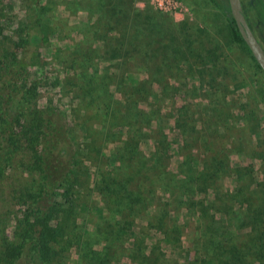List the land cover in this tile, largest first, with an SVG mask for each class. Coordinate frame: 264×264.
Returning <instances> with one entry per match:
<instances>
[{"label":"rangeland","instance_id":"1","mask_svg":"<svg viewBox=\"0 0 264 264\" xmlns=\"http://www.w3.org/2000/svg\"><path fill=\"white\" fill-rule=\"evenodd\" d=\"M108 1L0 0V236L16 238L31 196L48 212L58 181L76 175L84 202L62 206L77 239L62 264H202L218 252L263 264L264 236L245 222L264 232V76L210 0H180L175 17ZM76 47L89 62L72 64ZM44 167L52 193L38 189Z\"/></svg>","mask_w":264,"mask_h":264},{"label":"trees","instance_id":"2","mask_svg":"<svg viewBox=\"0 0 264 264\" xmlns=\"http://www.w3.org/2000/svg\"><path fill=\"white\" fill-rule=\"evenodd\" d=\"M38 1H41V0H38ZM210 1L213 4L221 7L222 11L224 12L226 16L227 26L229 28V33H230L232 40L237 42L245 50H247L249 56L252 59V56L247 46L245 45L244 41L240 37L236 29L235 23L228 12V6H227L226 0H210ZM97 2L98 3L100 2L109 3L108 0H97ZM59 3L61 4V2ZM116 4H118V2ZM96 15L98 16V13ZM97 16H96V19H98ZM86 21L88 22V20ZM51 31L53 33V30ZM24 33L25 35L27 34L26 31H24ZM33 36H31L30 38L32 42L39 40V39L47 40L45 36H41L40 38L36 36L33 37ZM61 38H65V37L62 36ZM84 38L85 36L82 35L79 40L83 41ZM24 42H25L24 39L19 38V42L17 43V46L21 47L20 43H24ZM109 43L108 45L111 46V44ZM77 47L74 50L75 53L71 56L72 64H74L75 62L81 59L89 62L91 58V54L87 50H83L82 48L79 49ZM142 47L143 45H141V48ZM70 49H74V44H72L70 48H68V50ZM133 49L137 50L139 49V47H134ZM117 58H118V54L116 52H114V56H111V57L108 56V58L105 60H103L104 58L99 57V62H97V66H96L97 69L94 68L93 72L96 73L98 70H100L102 63H105V61L106 62L109 61V64H113L112 61ZM252 61L254 62V59H252ZM254 64H255V67L259 69V66L257 65V63L254 62ZM108 68H110L111 72H114V70H116V68L113 66H108ZM4 69H8V65L5 66ZM114 92L118 93L119 91L115 89ZM20 97L22 98L20 99L19 97H15V96L10 97L11 104L16 108L20 107V104L23 99L22 94L20 95ZM32 122L33 124L29 125V127L40 130V123H37L35 125L34 122L36 121H32ZM256 122L258 121L256 120ZM29 127H28V131H29ZM125 130H126V125H125ZM119 133H121V131H119ZM100 154L102 155V152ZM79 158L80 157L77 156L76 154L75 156L71 157L72 164H70V167L73 170H81L77 168L80 162H82L84 165L86 164L83 158L80 160ZM0 161L2 162L3 160H0ZM38 161H41V158H39ZM92 166H94V163L89 161V167H92ZM3 170H4V165L2 166V164H0V174L3 173L2 172ZM87 172L89 173L88 176L86 177L88 179L90 178L89 175L91 174V172L89 171V169ZM91 177H92V174H91ZM40 178H41V183H40V188L38 189H40V191L42 190L44 193H46V189H47V191L49 190L50 193H52L53 191L50 189L52 187V181H51L52 174L50 173V171L48 170L46 171L45 167L42 168V174ZM101 178L99 179L100 181H102ZM82 186H85L84 182H78V177L76 175L69 178V180L66 179L63 181L61 180L58 181L57 187L62 188V190L55 194V196H57L58 198L57 199L55 198V200L52 201L48 212H46L45 209L40 208V204L38 203V196L36 195L31 196V198L35 199V201L32 199V202L36 204L35 210L34 211L30 210L31 212H29V210H26V212H24L23 214V218L19 219L20 227H19V230L16 232V238L15 239L8 238L3 233L0 236V264H62L61 260H65V258L68 256L69 251H70V248H69L70 246H66L67 242H71V240H75V243H76V240H77L76 237L74 239L73 238L74 236L70 234L71 232L69 229L70 226L67 223H64V221L62 220V215H63L62 213H65L69 210L68 208H66L67 206L64 204L73 206V205H76L78 201L84 202L82 198H80V196L82 195H79L78 191L74 190ZM98 195H99V192H98ZM77 197H79V200H77ZM62 206H66V207H62ZM103 207L104 206H102V208ZM221 214L224 215V213H221ZM259 217H260V213H258L257 219H260ZM255 218H252L251 220H249L248 223L245 222V224H247L245 225V227L250 226V230L256 232V236L260 233L261 235L264 236V232L261 231L260 228H258ZM242 225H244V223H242ZM43 226H45V228H49L51 231V234H49L48 236H42L40 233V230H41V227ZM80 234H84V233L81 232ZM259 247H260V257L262 258V260H264V243L261 242L259 244ZM236 249L237 248L234 244H230L228 247V250L231 254L234 253ZM81 253H82V246H81ZM81 253L77 252L76 253L77 257H80ZM238 256L239 255L237 253H234L233 255H229V254H224L222 252H218L217 257L209 255L207 257L208 259L203 261L202 264H227L228 261L229 263L232 262L233 258L238 259ZM100 261L102 260L98 259L97 257L92 259L93 263L94 262L99 263Z\"/></svg>","mask_w":264,"mask_h":264},{"label":"flooded vegetation","instance_id":"3","mask_svg":"<svg viewBox=\"0 0 264 264\" xmlns=\"http://www.w3.org/2000/svg\"><path fill=\"white\" fill-rule=\"evenodd\" d=\"M239 3L245 23L249 27L252 35L254 36L260 48L264 52V0H239ZM252 59L254 58L252 57ZM252 59L250 57V60ZM260 71L263 75L264 73L261 69Z\"/></svg>","mask_w":264,"mask_h":264},{"label":"water","instance_id":"4","mask_svg":"<svg viewBox=\"0 0 264 264\" xmlns=\"http://www.w3.org/2000/svg\"><path fill=\"white\" fill-rule=\"evenodd\" d=\"M227 4L229 13L235 23L240 37L244 41L257 65L264 73V52L260 48L249 27L244 21L239 0H227Z\"/></svg>","mask_w":264,"mask_h":264},{"label":"built area","instance_id":"5","mask_svg":"<svg viewBox=\"0 0 264 264\" xmlns=\"http://www.w3.org/2000/svg\"><path fill=\"white\" fill-rule=\"evenodd\" d=\"M157 10L176 16L181 13L182 5L180 0H149Z\"/></svg>","mask_w":264,"mask_h":264}]
</instances>
